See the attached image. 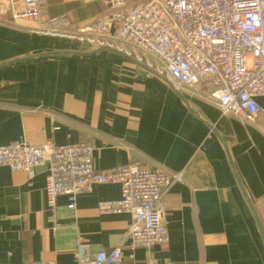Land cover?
<instances>
[{
  "label": "crops",
  "instance_id": "1",
  "mask_svg": "<svg viewBox=\"0 0 264 264\" xmlns=\"http://www.w3.org/2000/svg\"><path fill=\"white\" fill-rule=\"evenodd\" d=\"M9 1L0 0V146L88 141L99 170L139 161L183 179L165 196L168 242L132 251L131 216L97 209L118 200L120 186L95 185L74 208L62 195L51 207L46 166L0 167V264H77L79 244L92 254L122 247L118 264H264V238L246 199L264 226V114L253 123L224 117L197 90L176 91L130 58L54 55L92 47L36 31L68 15L76 34L105 14L107 0H48L39 22L14 20ZM259 104L264 109V98Z\"/></svg>",
  "mask_w": 264,
  "mask_h": 264
},
{
  "label": "built area",
  "instance_id": "2",
  "mask_svg": "<svg viewBox=\"0 0 264 264\" xmlns=\"http://www.w3.org/2000/svg\"><path fill=\"white\" fill-rule=\"evenodd\" d=\"M16 21L39 22L48 0H10ZM105 14L76 34L68 15L47 18L36 31L75 39L92 48H114L135 58L178 91L197 90L224 117L253 123L264 114V0H107ZM5 11L0 12V16ZM206 88H209L207 91ZM88 141L0 146V167L30 172L46 166L48 203L66 196L72 208L95 185L121 188L118 200L99 202L100 214L131 216L128 247L152 249L169 240L165 196L182 173L147 168L139 161L99 170ZM77 264H118L122 247L92 254L87 244L74 251ZM26 264H57L31 261Z\"/></svg>",
  "mask_w": 264,
  "mask_h": 264
},
{
  "label": "water",
  "instance_id": "3",
  "mask_svg": "<svg viewBox=\"0 0 264 264\" xmlns=\"http://www.w3.org/2000/svg\"><path fill=\"white\" fill-rule=\"evenodd\" d=\"M102 51H110V52H113V53H116V54H119V55H122L126 58H130L131 60H133L134 62H136L137 64H139L140 66L144 67L146 70H149L153 76H156V77H159V78H162L164 79L163 77L157 75L155 72H153V70H151L150 68H148L146 65L140 63L139 61H137L135 58L133 59V57L131 56H128L127 54L125 55L123 52L117 50V49H114V48H108V47H99V48H92L89 52H84V53H77V52H54L52 54L54 55H64V54H74V55H79V56H89V55H94L96 53H99V52H102ZM166 80V79H164ZM167 81V80H166ZM168 82V81H167ZM169 83V82H168ZM169 85L174 89L176 90L171 83H169ZM178 91V90H176ZM212 131H215L212 127ZM217 132H215L216 134ZM221 141L223 144H226L228 142V140L226 138H221ZM246 199L250 205V208L256 218V221L258 223V226L260 228V231L263 235V238H264V226L262 225V222L258 216V213H257V210L255 208V206L252 204V202L250 201V199L248 198V196L246 195Z\"/></svg>",
  "mask_w": 264,
  "mask_h": 264
}]
</instances>
